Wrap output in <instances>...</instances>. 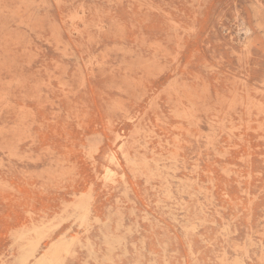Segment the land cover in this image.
<instances>
[{"label": "rangeland", "instance_id": "rangeland-1", "mask_svg": "<svg viewBox=\"0 0 264 264\" xmlns=\"http://www.w3.org/2000/svg\"><path fill=\"white\" fill-rule=\"evenodd\" d=\"M26 262L264 264V0H0V264Z\"/></svg>", "mask_w": 264, "mask_h": 264}, {"label": "bare ground", "instance_id": "bare-ground-1", "mask_svg": "<svg viewBox=\"0 0 264 264\" xmlns=\"http://www.w3.org/2000/svg\"><path fill=\"white\" fill-rule=\"evenodd\" d=\"M216 119V118H215ZM48 225V224H47ZM45 227V226H44ZM34 228V227H33ZM33 245V244H32ZM36 247V246H35ZM58 251V250H57ZM30 253V252H29ZM30 255V254H29ZM44 255V254H43ZM50 255V254H49ZM47 256V255H46ZM50 257V256H49ZM26 264H27V262H26Z\"/></svg>", "mask_w": 264, "mask_h": 264}]
</instances>
